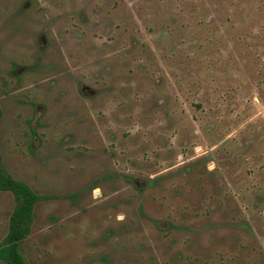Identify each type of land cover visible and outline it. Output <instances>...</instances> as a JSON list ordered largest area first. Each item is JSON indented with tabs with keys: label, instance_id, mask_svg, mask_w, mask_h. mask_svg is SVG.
Segmentation results:
<instances>
[{
	"label": "rangeland",
	"instance_id": "374dc122",
	"mask_svg": "<svg viewBox=\"0 0 264 264\" xmlns=\"http://www.w3.org/2000/svg\"><path fill=\"white\" fill-rule=\"evenodd\" d=\"M0 110L29 264H264V0H0Z\"/></svg>",
	"mask_w": 264,
	"mask_h": 264
},
{
	"label": "trees",
	"instance_id": "16d2710c",
	"mask_svg": "<svg viewBox=\"0 0 264 264\" xmlns=\"http://www.w3.org/2000/svg\"><path fill=\"white\" fill-rule=\"evenodd\" d=\"M1 117V110H0ZM0 191L11 192L16 205L9 217L8 233L0 242V263L29 264L20 250L34 217V206L41 197L24 183L14 180L2 170L0 154Z\"/></svg>",
	"mask_w": 264,
	"mask_h": 264
}]
</instances>
